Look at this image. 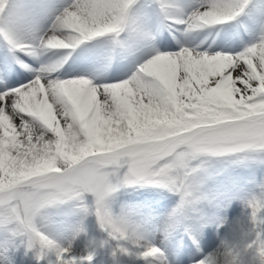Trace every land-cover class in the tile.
Wrapping results in <instances>:
<instances>
[{
	"label": "clouds",
	"instance_id": "obj_1",
	"mask_svg": "<svg viewBox=\"0 0 264 264\" xmlns=\"http://www.w3.org/2000/svg\"><path fill=\"white\" fill-rule=\"evenodd\" d=\"M133 2L74 0L43 35L32 37L14 32L2 35L12 48L29 56L53 49H72L98 38H104L102 47L118 44L121 33L132 22ZM205 3L206 7L190 12L174 7L163 10L166 17L191 32L234 19L242 8V0H205ZM142 34L148 38L147 32ZM253 46L261 52L256 66L264 69V38L236 55L182 48L177 52L182 53L177 61H195L203 66L217 61L237 63L243 58L245 67L241 71H246L251 64L247 58L255 57V53L248 52ZM158 55L161 54L144 62L130 79L102 87L83 77L52 78L51 69L62 62L54 61L21 88L28 95L34 88H46L48 98L65 123L58 128L42 123L35 114L30 120L23 115L19 117L28 132L22 133L23 138L13 147L15 158L7 175H0V228L8 234L13 249H24L38 261L65 249L46 227L53 210L65 205L94 215L103 232L118 244H138L141 224L123 208L116 211L113 200L118 190L136 185H155L178 195L179 205L171 214V228L187 233L193 224L203 228L209 223L217 227L223 223L218 210L237 195L225 179L229 170L247 153H260L259 163L264 165V76L247 99L239 95V89L231 98L218 90L213 93L215 99L211 103L205 100L207 92L188 93V100L195 102L186 103L181 99L185 95L181 91L173 106L165 102L166 93L159 82L141 71ZM79 80L89 81V89L102 92L106 98L116 85L137 87L143 81L140 91L147 97V103L144 96L137 101L142 115L133 118L113 111V126L96 135L90 126L70 113L58 95L61 83ZM212 83L218 86L220 81ZM12 101L5 102L9 109L22 100L13 93ZM108 107L112 109V105ZM242 131L247 135H241ZM39 159L45 161L49 169L46 173L36 170ZM3 171L0 167V174ZM5 180L9 181L7 185ZM242 198L249 211L254 238L239 250H229L224 264H264V188L258 196ZM123 250L121 247L120 251ZM198 264L209 262L202 259Z\"/></svg>",
	"mask_w": 264,
	"mask_h": 264
},
{
	"label": "bare ground",
	"instance_id": "obj_2",
	"mask_svg": "<svg viewBox=\"0 0 264 264\" xmlns=\"http://www.w3.org/2000/svg\"><path fill=\"white\" fill-rule=\"evenodd\" d=\"M3 3H5V5L0 8V92H6L12 88L28 85L36 78L37 73L42 67L50 65L54 61L62 62L59 63V67L51 69L50 75L52 78L57 79L55 74L60 73V66L66 61V63L71 66L69 72L74 73V75L64 79L83 77L101 87L103 85L117 83H109L113 81L114 73L108 74V72H105L107 68L104 69L103 62H101L100 58L97 57L93 51H100L103 38L84 41L72 49H53L33 56L18 52L4 39L2 35L4 32H14L32 37L43 35L44 31H48L51 28L56 17L73 4L74 0H0V6ZM184 6L191 9L194 3L192 4L190 0H187ZM206 6L205 3L198 8L202 9ZM181 29H185V26L183 25ZM187 33L188 32H186L184 36H179L175 32L170 33L175 51L159 52L154 48L150 52L154 55L173 54L170 55L167 60H163L165 66L171 61V67L169 69L164 68V75L166 74V76H169L167 71L172 70L174 65H178L177 68L182 69H196L198 67L208 74L211 62L203 66L195 61L191 63L187 62V60L178 62L177 56H175L174 53L179 52L182 48H191L198 52H206L204 48H207L208 51H210L209 47L206 45L208 41L211 42L212 49L214 50V43L211 41L214 35H211L210 39L204 40L201 39L202 36H198L197 38H195V36L188 37ZM216 38L219 39V37ZM187 40L188 42H186ZM216 43L218 46L219 40ZM177 46L179 47L178 49L176 48ZM136 47V44H132L128 49L126 48L124 53H127V55L123 62L119 64L131 65L138 62V67H140L144 62L154 56H148V54H138L135 56V54L133 57H128V54L133 52V50L136 51L141 49L140 47ZM118 48L108 57V59L114 63L119 62L118 59L123 57L120 56L122 52H119ZM226 49L227 48L224 50ZM208 51L207 53H209ZM21 58L33 66V68H30V70L28 69L29 71L26 73L21 72L17 66V64L21 65ZM163 61L157 62L155 65ZM15 66L18 67V70L15 69ZM138 67L134 69L131 76L126 79L122 78L118 82L130 79L138 71ZM91 68L95 69V71ZM127 69L128 68H123L119 72L118 78L122 77L121 75H123ZM152 69L147 73L144 72V74L156 81L158 76L153 73ZM67 70L68 68L62 71L66 74L65 72ZM80 72L86 73L91 77L80 76ZM10 74L12 75L8 76ZM209 75H211V73ZM196 77V84H200V81H204V83L207 84L208 78L206 75H197ZM46 78L47 77H42V79ZM105 81L108 82L103 83ZM170 85L172 86L173 82ZM201 85L202 84H200V86ZM142 87H144L143 81L139 82L137 87H123L115 91L112 89L111 94L107 98L102 92L93 91V89H89L88 86L72 89L58 88V95L63 98L70 113L74 115L78 121L85 122L86 125L92 128L96 135H99L105 132L106 128L113 126L111 124L113 111L119 115L126 114L133 118L137 115H142L137 106V101L141 100V97L144 96L140 91ZM175 88L177 91L176 94L172 95L169 91L170 97H166L167 94L165 95V102L173 106L176 105L177 95L183 90V85H181V87L175 86ZM44 91L46 92V97H44ZM36 92H38V96ZM34 95L37 96L36 100L31 99ZM171 96L176 99H172ZM144 103H147L146 96H144ZM109 104L112 105L111 110L108 107ZM10 112H16L17 115L11 116L9 114ZM33 114H35L42 123L55 125L58 128L64 126L65 122L62 115L56 112L55 106L47 96V89L44 87L34 88V94H29L15 108L9 109L3 101H0V167L4 170L0 175H7L9 164L10 162H14L15 158L13 147L14 145H18L20 139L23 138L21 134L28 132L27 127L21 124L20 115H23L25 120H30ZM57 121H59L58 124L56 123ZM128 123H131V120H129ZM33 143H36L34 138ZM36 147L39 148L40 145L37 144ZM84 154L86 155L88 153L85 152ZM45 167V161L39 159L36 164V170L43 171ZM4 183L8 184L9 181L5 180ZM113 200L116 211L123 208L134 220L141 224L140 240L138 244H118V241L110 238L105 233L100 236V242L97 243V245H93L98 248L92 252H88L90 250L89 248L92 246L90 234L94 233L95 228L100 227L95 217H79L78 220H54V224L55 222L60 224L61 221H64V223L63 226L58 225L49 229L52 233V238L62 247L69 250L67 255L75 257L77 260H80L82 264H100L101 262L105 264H179V262L183 260H188V264H198V261L202 259L207 260L209 264H224L228 251L239 250L241 247L239 246L237 238L231 234L230 220H227L225 227L223 223L217 228H214L212 225L213 227L211 228L216 230H208L207 225L203 228L198 226L196 230L191 229L189 234L194 235L195 240L191 243L189 239L186 238L185 241V234L181 232V229L170 227L171 214L179 205V197L177 194L167 189L148 184L130 186L118 190L113 195ZM139 207H141V210H139ZM164 209L167 212H162ZM143 210H150L148 211L150 213H153L155 210L160 218L163 217V222L160 223L159 219L156 217L146 219ZM101 231L103 230L101 229ZM210 233L213 234V236L208 239ZM176 235L180 238H184L183 241L184 244L187 245L186 247H184V244H181L182 240H179V242L175 240ZM116 239L120 238L116 237ZM121 247H124L125 251H120ZM151 247L159 248L160 253L155 256H143L142 253ZM64 255L65 254L61 252V256L63 257ZM88 257H91V259L89 260ZM68 258L70 259L71 257ZM41 263L58 264V261L55 254L52 253L42 258ZM10 264L19 263L13 261Z\"/></svg>",
	"mask_w": 264,
	"mask_h": 264
},
{
	"label": "rangeland",
	"instance_id": "obj_3",
	"mask_svg": "<svg viewBox=\"0 0 264 264\" xmlns=\"http://www.w3.org/2000/svg\"><path fill=\"white\" fill-rule=\"evenodd\" d=\"M185 1L187 0H163L162 6V0H134L130 8L132 22L129 27L123 33H121L120 37L118 38L119 43L101 47L100 51L93 50L95 55L100 58L101 62H103L104 69L107 68L105 72H108V74H111L112 72L114 73V79L109 83L118 82L122 78L126 79L127 77L131 76L134 72V69L138 67V62L131 65L119 64L123 62L127 55V53H124L126 48L128 49L132 44H136V48L140 47L141 49L136 51L133 50V52L128 54V57H133L135 54V56L138 54H148V56H152L154 54L150 52L154 48L159 52L175 51V46L172 44L173 40L170 36V33L175 32L179 36H184L186 32L184 29H181V27L183 28V25L180 27V24L174 23L171 17H166L163 9L167 7H174L182 9L185 12H190L194 8H198L199 6L205 4V0H190L192 4L194 3V6L190 9L186 8L187 6H184ZM4 5L5 3H3L0 8ZM142 32H147V39L144 38ZM157 35H159V41L154 42L155 39L158 40ZM187 35L188 37L195 36V38L202 36L201 39L204 40H208L210 39L211 35H214V38L211 39V41L214 43V50L212 49L210 41L206 43L210 51H208L207 48H204V50H206V52L208 51L209 54H239L245 48L259 43L261 39L264 38V0H242V8L239 12V15H237L234 19L228 20L220 25H214L211 28L195 29L191 32H188ZM216 37H219V39ZM218 40V46L221 47L217 46L216 42ZM186 42H188V40ZM223 47L227 49L224 50L225 48ZM117 48L119 52H122L120 56L123 57L118 59L119 62L114 63L110 61L108 57ZM176 48L178 49L179 47L177 46ZM247 59L251 61V64L248 68H250L252 76L255 80L259 81L260 77L264 76V69L258 68L256 66L257 62H259L261 59L260 50H257L254 58L248 57ZM164 61L158 65H155L152 71L158 76L156 81H158L163 87L164 92L167 94L166 97H170L169 91L172 93V95L176 94L177 91L175 86L181 87V85H183L182 91L185 93L181 99L186 103L195 102L188 100V93H214L219 90L223 91L227 98H231L233 97V94L236 92V90L239 89L241 90L239 95H244L245 99L252 95L251 90L245 86L244 81L237 80L235 78L236 71L242 72L241 68H243V66H241L240 69H237V63H243V59L237 63L227 64L223 61H217L215 64L211 62L209 65L210 69L208 74L198 67L196 69H182L177 68L178 65H174L172 70L167 71L169 76H166V74L164 75L163 70L164 68L169 69L171 67V61L168 62L167 66H165ZM70 67V64L66 63L65 61L64 64L60 66V73L55 74L57 79L63 80L66 77L73 76L74 73L69 72ZM28 68L30 69V66H28ZM66 68H68V70L65 72L66 74H64L62 70H65ZM123 68L128 69L123 75H121L122 77L118 78L120 74L119 72ZM93 70L95 71V69ZM210 73L211 75H209ZM79 75L86 77L90 76L81 72ZM197 75H206L208 78L207 84H205L204 81H200V84H202L201 86L200 84H196ZM217 77L220 81L218 86L213 85L212 83L213 81L217 80ZM185 81H187V83H185ZM106 82L108 81L103 83ZM170 82H173L172 86L170 85ZM185 85H187V87H185ZM115 90L118 89H113V91ZM36 95L38 96V92H36ZM36 95L32 96L31 99L36 100ZM44 97H46L45 91ZM171 98L176 99L173 96H171ZM236 98H238V96ZM261 158L262 157L260 153L244 154V157L233 165V167L229 170L228 175L225 177L230 190L237 195H235L233 199L229 200L226 206H223L218 210V215L223 218L224 227L226 226L227 220H230L231 234L239 241V246H241L240 248H242L244 244L254 238L252 221L250 219L249 211L245 206V200L242 197H251L253 195L258 196L261 193L262 188H264V165L259 163ZM47 171H49V169L46 166L45 170L38 172L46 173ZM89 199H91V197H89ZM139 210H141V207H139ZM148 211L150 210H143V214L145 215L146 219H152L153 217H156L159 219L160 223L163 222V217L160 218L159 214H157L155 210L153 213ZM162 212L167 211L164 209ZM79 217L89 218L95 216L85 215L71 208V206L65 205L58 210H53V214L50 216L49 220L46 221V227L48 231H50L49 229L51 227L58 225L63 226L64 221H61L60 224L56 222L54 224V220H78ZM212 225L214 228H217L215 224L209 223L207 224L208 230H216L211 228L213 227ZM198 226L199 225L193 224L191 229L196 230ZM181 232L185 234V241L186 238L189 239L191 243L195 240L194 235L189 234V232L185 233L183 229H181ZM102 234L105 233L101 231L100 227L95 228L94 233L90 234L92 246L89 248L90 250L88 249L89 251L87 250L88 252H92L98 248L93 245H97V243L100 242V236ZM7 236L8 234H5L2 228H0V264H10L13 261H17L19 264H42V259L38 261L33 255L27 253L24 249H13ZM212 236L213 234L210 233L208 239ZM175 240H177V242L182 240L181 244H184V238H180L178 235L175 236ZM186 246L187 245L184 244V247ZM188 262V260H183L182 262H179V264H188ZM100 264L105 263L101 262Z\"/></svg>",
	"mask_w": 264,
	"mask_h": 264
},
{
	"label": "snow or ice",
	"instance_id": "obj_4",
	"mask_svg": "<svg viewBox=\"0 0 264 264\" xmlns=\"http://www.w3.org/2000/svg\"><path fill=\"white\" fill-rule=\"evenodd\" d=\"M258 50V48L256 46H253L251 48L248 49V52H252V53H256ZM170 55L173 54H161L156 56L153 60H151L147 65H145L143 68H141L142 72H147L150 71L152 69V67L157 64V62L163 61V60H167L169 58ZM175 56L178 55H182V53H174ZM247 58V57H244ZM243 59V58H242ZM259 62H257L258 64ZM241 66L245 67L243 65V63L240 64V67H237V69H240ZM136 77L134 76L133 79H135ZM235 78L237 80H243L244 84L246 87H248L251 92L252 89L254 87H256L257 85L260 84V80L257 81L254 79V77L252 76L251 70L250 68H247L246 71H236L235 72ZM185 83H187V81H185ZM89 81L87 80H79V81H70L68 83H61L59 88H67V89H72V88H78V87H82V86H88ZM25 86L19 87V88H12L6 92H0V101H3L4 103L7 101V103H12V94L15 93L16 95L21 97V100H24L28 94L27 93H23L21 91V88H23ZM125 87V85H116L114 89H120ZM93 91H95V89H93ZM155 91H159V89H155ZM31 93L34 94V89H32ZM215 99V97L213 96V93H207L205 96V100L209 103L213 102ZM241 135H247L246 131H242ZM41 243H43V241H41ZM68 249H62L60 252H58L56 254V259L58 261V264H82V262L80 260H77L75 257L69 256L68 254ZM125 251V249L123 250ZM61 252H63L65 255L62 257L61 256ZM158 253H160V249L156 248V247H151L148 250L144 251L142 254L145 257H149V256H155ZM68 257H71L70 259ZM88 259L90 260L91 257H88Z\"/></svg>",
	"mask_w": 264,
	"mask_h": 264
}]
</instances>
